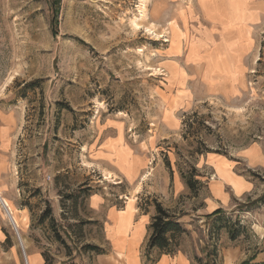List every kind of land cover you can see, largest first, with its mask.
I'll return each mask as SVG.
<instances>
[{
    "label": "rangeland",
    "instance_id": "374dc122",
    "mask_svg": "<svg viewBox=\"0 0 264 264\" xmlns=\"http://www.w3.org/2000/svg\"><path fill=\"white\" fill-rule=\"evenodd\" d=\"M146 2L136 29L141 0H0V191L30 264L264 253V0ZM137 156L115 187L103 168ZM229 165L249 192L223 188ZM158 203L182 226L170 252L148 247ZM8 220L0 202V264H26Z\"/></svg>",
    "mask_w": 264,
    "mask_h": 264
},
{
    "label": "crops",
    "instance_id": "0c3cea01",
    "mask_svg": "<svg viewBox=\"0 0 264 264\" xmlns=\"http://www.w3.org/2000/svg\"><path fill=\"white\" fill-rule=\"evenodd\" d=\"M201 9V17L203 19H207V17L204 16L203 10ZM243 43V44H242ZM237 44V48H236V52L237 55L235 58L239 59H243V57H245L246 55L244 54V42L238 40V42H236ZM247 47V46H246ZM189 64H193V62H190ZM239 66V64H238ZM126 123H124L122 120L120 119H108V121L106 122V125L104 126V131L103 133H105V139L103 140V142L101 143L102 146L104 145L105 147H101L100 151L102 154L104 155H108L110 154V148L112 147V145H117L120 146L119 143H117L118 139H119V135H120V128L122 129V136H123V140L125 139V134H126ZM134 156L136 155L135 153L133 154ZM103 162H108V159L106 158H102L100 159ZM119 166V165H117ZM116 165L113 166H107V168H103L104 170H106L107 172L112 173L114 176L117 177V179H119L118 182L113 183L115 187L121 189L123 185H125L126 182H130V179L136 180L142 173V170L145 169L144 167H142L141 162L139 161V158L137 156V158H130V163L129 165L123 167L122 169L117 167ZM228 169V175L225 177H220V180L222 182L223 188L225 186H232L235 190V186L239 187L243 192H249L252 189L253 184L248 181L246 178H244L241 175H238L234 172V166L230 167V165L227 167ZM232 171H231V169ZM121 196V195H120ZM218 208L215 207V209L213 210V212L215 210H217ZM136 213H133V216H135ZM132 217L131 214H128L127 217ZM240 250L238 249H230L229 250V254L232 257V259H234V262H239L240 261ZM162 262H166V264H190L189 261L187 259L184 258H174V259H162ZM170 262V263H169ZM233 263V262H232ZM259 263H263L264 264V253H260L256 256V258L254 260H252L250 262V264H259Z\"/></svg>",
    "mask_w": 264,
    "mask_h": 264
},
{
    "label": "trees",
    "instance_id": "16d2710c",
    "mask_svg": "<svg viewBox=\"0 0 264 264\" xmlns=\"http://www.w3.org/2000/svg\"><path fill=\"white\" fill-rule=\"evenodd\" d=\"M191 181L189 185L191 186ZM157 214L152 222V235L149 240V249H160L164 252H170L171 238L169 235H175L176 233L182 232V226L178 222L175 215L169 210L164 209L159 203L156 204ZM223 214L222 210H217L213 216H219ZM235 239V236L232 237ZM61 240V239H60ZM243 264H248L247 262Z\"/></svg>",
    "mask_w": 264,
    "mask_h": 264
},
{
    "label": "bare ground",
    "instance_id": "6f19581e",
    "mask_svg": "<svg viewBox=\"0 0 264 264\" xmlns=\"http://www.w3.org/2000/svg\"><path fill=\"white\" fill-rule=\"evenodd\" d=\"M146 1L147 0H141L142 4H141V7H140V17L134 19V21H133V26H135L136 29H138V28L140 29V26H141L140 22L147 18V9H146V3L147 2ZM148 32H153V34H154L153 29H148ZM0 202H1V205L3 206V208L5 209L6 216L9 219L8 221H10L12 223L13 228H14V224H15V228L17 229V231H16L15 228H14V230H15V232H17V237L19 236V238H20V240L22 242V239H21L19 231H18V222H17L16 217H15V215L13 213L12 207L10 206L9 202L3 197L1 191H0ZM22 244H23V242H22ZM25 259H26L27 264H30L27 254H25Z\"/></svg>",
    "mask_w": 264,
    "mask_h": 264
},
{
    "label": "water",
    "instance_id": "95a60500",
    "mask_svg": "<svg viewBox=\"0 0 264 264\" xmlns=\"http://www.w3.org/2000/svg\"><path fill=\"white\" fill-rule=\"evenodd\" d=\"M14 228H15V224H14ZM15 229H16V228H15ZM16 231H17V229H16ZM16 235H17V232H16ZM18 239H19V241H20V244H21L22 250L24 251V254H25L24 246H23V244H22V242H21L19 236H18ZM25 261H26V259H25ZM26 264H27V262H26Z\"/></svg>",
    "mask_w": 264,
    "mask_h": 264
}]
</instances>
